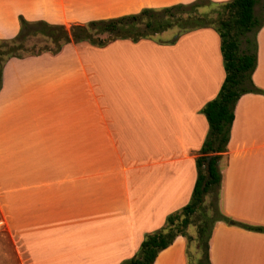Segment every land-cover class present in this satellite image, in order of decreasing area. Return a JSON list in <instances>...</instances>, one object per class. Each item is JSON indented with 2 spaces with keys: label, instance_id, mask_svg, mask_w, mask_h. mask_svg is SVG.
Wrapping results in <instances>:
<instances>
[{
  "label": "crops",
  "instance_id": "obj_1",
  "mask_svg": "<svg viewBox=\"0 0 264 264\" xmlns=\"http://www.w3.org/2000/svg\"><path fill=\"white\" fill-rule=\"evenodd\" d=\"M195 0H0V40L19 18L68 27ZM224 4L230 0H209ZM252 74L264 90V25ZM212 27L169 41L119 39L11 58L0 88V239L19 264H121L191 198L208 131L201 113L224 81ZM218 206L264 227V96L234 108ZM2 244L0 243V247ZM178 236L153 264H188ZM210 264H264V233L214 223Z\"/></svg>",
  "mask_w": 264,
  "mask_h": 264
},
{
  "label": "trees",
  "instance_id": "obj_2",
  "mask_svg": "<svg viewBox=\"0 0 264 264\" xmlns=\"http://www.w3.org/2000/svg\"><path fill=\"white\" fill-rule=\"evenodd\" d=\"M201 2L212 3L209 0H195L191 4H177L159 10L143 9L137 14L91 21L84 25H73L69 29L44 21L28 22L20 17L18 34L2 44L7 50L0 53V56L7 57L5 60L0 57V88L4 64L11 58H22L17 53L25 51L24 43L29 36L40 34L53 45V48L44 47L36 53L30 51L31 56H37L42 53L57 54L65 45L71 43L87 42L102 47L119 39H128L132 42L152 39L174 26L183 29V32L211 27L200 18L189 17ZM260 2L264 0H230L223 4L227 13L218 19V27L212 28L220 37L225 78L217 96L207 102L201 110L207 120L208 131L195 159L196 180L190 201L181 210L168 215L161 229L146 234L137 253L121 264H153L158 254L168 248L178 236L185 237L189 243L192 239L185 232L189 225L188 217L204 207L206 197L210 198L209 205L213 210L212 225L208 231L206 226L197 230L196 240L202 249L204 261L196 264H210L209 239L216 222L221 221L244 230L264 233V227L249 226L227 218L220 212L218 206L222 178L219 163L227 150L235 105L244 94L264 96V90L256 87L252 81L257 62L256 34L264 25V19L258 23L255 17V6ZM182 15L186 17L183 18ZM250 32H253L252 39L247 37ZM102 36L105 38H101ZM208 157L210 159L206 167Z\"/></svg>",
  "mask_w": 264,
  "mask_h": 264
},
{
  "label": "rangeland",
  "instance_id": "obj_3",
  "mask_svg": "<svg viewBox=\"0 0 264 264\" xmlns=\"http://www.w3.org/2000/svg\"><path fill=\"white\" fill-rule=\"evenodd\" d=\"M198 5L199 7L195 10L194 13H191L189 17H191V19L200 18L202 19L204 23L214 28L218 27V24H217L218 19L222 15L227 13L223 4L201 2ZM182 17L185 18L186 15H182ZM255 17L258 23L262 22V20L264 19V2L262 3L260 2L255 6ZM66 28L68 29V27ZM171 30H174L176 33L183 32V29L179 28L178 26H174L171 29L161 34L154 36L152 39L158 43H165L169 41ZM247 37L252 39L253 32L248 33ZM101 38H105V36H102ZM0 41H2V43L0 42L1 43L0 53L2 54L3 52H6L5 50H7V48H5L6 46L5 47L2 46L3 42L7 40H0ZM9 45L10 44H7V46ZM44 47L53 48V45L50 43V41L47 38L43 37L40 34H36L34 36H29L27 38V41L24 43L25 51H19V53L17 54H19L22 57L31 56L30 55L31 50H33V52L36 53L40 49H43ZM0 57L2 58V60H5L7 56L2 55ZM204 201H205L204 207L188 217L189 225L185 229L186 234L190 236L192 239L188 243V247H187V255H188L189 264H196L199 261L200 262L204 261L202 249L196 240L197 230L199 227L206 226L207 231H208V228L211 227L212 225L211 218L213 216V210L209 205L210 198L206 197ZM1 229L2 227H0V230ZM0 243L2 244V246L0 247V264H19L17 263V259L14 256L15 254L12 248L8 244H6V240L0 239Z\"/></svg>",
  "mask_w": 264,
  "mask_h": 264
},
{
  "label": "water",
  "instance_id": "obj_4",
  "mask_svg": "<svg viewBox=\"0 0 264 264\" xmlns=\"http://www.w3.org/2000/svg\"><path fill=\"white\" fill-rule=\"evenodd\" d=\"M209 159H210V158L208 157V158H207V161H206V167H207V165H208Z\"/></svg>",
  "mask_w": 264,
  "mask_h": 264
}]
</instances>
